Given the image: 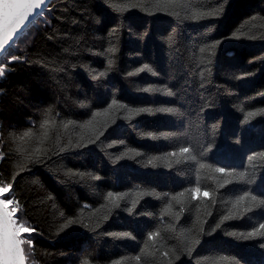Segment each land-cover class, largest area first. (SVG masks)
I'll return each instance as SVG.
<instances>
[{
  "label": "trees",
  "instance_id": "1",
  "mask_svg": "<svg viewBox=\"0 0 264 264\" xmlns=\"http://www.w3.org/2000/svg\"><path fill=\"white\" fill-rule=\"evenodd\" d=\"M39 12L0 54L25 264H264V0Z\"/></svg>",
  "mask_w": 264,
  "mask_h": 264
},
{
  "label": "snow or ice",
  "instance_id": "2",
  "mask_svg": "<svg viewBox=\"0 0 264 264\" xmlns=\"http://www.w3.org/2000/svg\"><path fill=\"white\" fill-rule=\"evenodd\" d=\"M45 4V0H0V52L6 51V45L13 40L14 35L18 34L22 30V26L29 21L32 15H41L42 12H35L34 10L41 9ZM222 11L218 9L217 12ZM216 14V13H213ZM201 51H204L201 49ZM14 59H16L14 57ZM147 68V66H145ZM5 75V69H0V77ZM101 76L104 73H100ZM148 91V89H145ZM137 114L141 112H152V109L141 108L136 110ZM155 111H174V109H156ZM254 115V113H250ZM48 121H45L41 127L45 128L43 136L47 137V126ZM31 130L23 133L22 136L17 139L24 141L25 137H31ZM181 153H188L189 148H182ZM175 155V154H173ZM3 153H0V157ZM203 167V165H201ZM216 171L223 173L225 170L222 168L216 169ZM196 191H199L197 189ZM111 195V194H109ZM204 196H208L207 192L202 193ZM255 200V197L252 198ZM6 203H11V200H0V205ZM264 204V201H260ZM14 221H12L11 216L8 213L0 211V260L3 264H19V261L23 259L21 255L20 243L21 241L16 238L18 233V228L13 227ZM23 227V225H20ZM264 229V225L260 226ZM27 231V229H25ZM122 235H127L122 234ZM253 233H249V236Z\"/></svg>",
  "mask_w": 264,
  "mask_h": 264
},
{
  "label": "water",
  "instance_id": "3",
  "mask_svg": "<svg viewBox=\"0 0 264 264\" xmlns=\"http://www.w3.org/2000/svg\"><path fill=\"white\" fill-rule=\"evenodd\" d=\"M49 1L50 0H45V4L42 6V8L41 9H38V10H34L35 12H39V11H41L46 5H48V3H49ZM36 15L34 14V15H32L31 17H30V19H29V21H27L26 23H25V25H23L22 26V29L35 17ZM20 32V31H19ZM19 34V33H18ZM18 34H16V35H14V38H13V40L16 38V36L18 35ZM12 40V41H13ZM12 41H10L9 42V44L12 42ZM8 44V45H9ZM8 45H6L5 47L7 48L8 47ZM2 52H0V54H1ZM0 211H2V212H4L5 213V211H4V209L0 206ZM16 238H17V236H16ZM18 239V238H17ZM20 249H21V255L23 256V259L22 260H20L19 261V264H25V260H24V255H23V251H22V247H21V244H20ZM0 264H3V261L2 260H0Z\"/></svg>",
  "mask_w": 264,
  "mask_h": 264
},
{
  "label": "rangeland",
  "instance_id": "4",
  "mask_svg": "<svg viewBox=\"0 0 264 264\" xmlns=\"http://www.w3.org/2000/svg\"><path fill=\"white\" fill-rule=\"evenodd\" d=\"M4 192H5V188H3V187H0V197L4 194ZM8 203H6V204H4V205H0L3 209H4V207L3 206H5V205H7ZM5 211V210H4ZM14 221V220H13ZM15 228H18V233H17V235L21 232V230L22 229H24L23 227H20L19 225L18 226H16ZM18 238V237H17ZM19 240V239H18Z\"/></svg>",
  "mask_w": 264,
  "mask_h": 264
}]
</instances>
